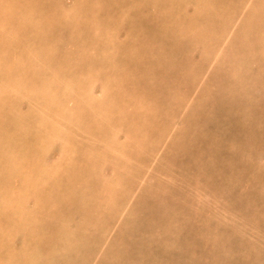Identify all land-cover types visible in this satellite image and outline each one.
<instances>
[{
  "label": "rangeland",
  "instance_id": "374dc122",
  "mask_svg": "<svg viewBox=\"0 0 264 264\" xmlns=\"http://www.w3.org/2000/svg\"><path fill=\"white\" fill-rule=\"evenodd\" d=\"M0 264H264V0H0Z\"/></svg>",
  "mask_w": 264,
  "mask_h": 264
},
{
  "label": "bare ground",
  "instance_id": "6f19581e",
  "mask_svg": "<svg viewBox=\"0 0 264 264\" xmlns=\"http://www.w3.org/2000/svg\"><path fill=\"white\" fill-rule=\"evenodd\" d=\"M43 156V155H42ZM43 177V176H42ZM29 191V190H28ZM14 192V191H13ZM6 197V196H5ZM2 200V199H1ZM60 201V200H59Z\"/></svg>",
  "mask_w": 264,
  "mask_h": 264
}]
</instances>
